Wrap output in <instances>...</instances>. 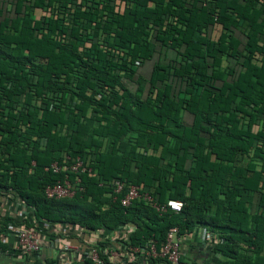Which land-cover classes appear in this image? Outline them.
I'll return each instance as SVG.
<instances>
[{"label":"trees","instance_id":"trees-1","mask_svg":"<svg viewBox=\"0 0 264 264\" xmlns=\"http://www.w3.org/2000/svg\"><path fill=\"white\" fill-rule=\"evenodd\" d=\"M259 55L264 0H0V197L82 236L136 225L141 247L205 226L209 264H264ZM64 153L92 172L82 191L49 199L63 173L44 167ZM115 178L183 208H103Z\"/></svg>","mask_w":264,"mask_h":264},{"label":"built area","instance_id":"built-area-1","mask_svg":"<svg viewBox=\"0 0 264 264\" xmlns=\"http://www.w3.org/2000/svg\"><path fill=\"white\" fill-rule=\"evenodd\" d=\"M262 59H264V55H259V60ZM51 100L54 103H59L57 98ZM72 102L75 104V101ZM32 164L35 165L36 162L33 160ZM44 169L58 174L63 173V178L45 186L44 193L49 199L71 197L77 191H82L80 174L92 172L90 160L86 161L80 155L72 156L68 153H64L60 160L52 161ZM71 173L74 176L71 177ZM110 186L112 191L106 193L108 200L104 202L103 208L110 206L116 200H119L123 206H129L135 199H143L150 203L160 214L169 210L180 212L183 208L182 200L169 198L160 202L142 186L127 182L126 179L115 178ZM9 196L12 197L11 194ZM16 200L18 209L26 212L27 221L20 225L10 223L9 227L16 232L14 248L24 258L34 254L40 260L42 259V249L53 250L58 248L62 250L65 259L73 258L74 254L78 261L83 263L87 259L92 264H199L194 260L184 258L183 233H180L176 225L169 227L161 245H158L156 241H152L147 247L133 245L128 234V231L134 227L133 224L125 225L105 234L87 232L82 236L79 234L81 232L79 229L77 233L82 237L81 242L73 245L67 239V228L70 226L61 221L37 220L28 205L20 198ZM203 233L204 238L209 243L215 244L217 242L214 234L207 228H204ZM65 264H69V262L66 261Z\"/></svg>","mask_w":264,"mask_h":264},{"label":"crops","instance_id":"crops-1","mask_svg":"<svg viewBox=\"0 0 264 264\" xmlns=\"http://www.w3.org/2000/svg\"><path fill=\"white\" fill-rule=\"evenodd\" d=\"M16 199H13L11 196L0 197V218L5 215L11 216L12 219L7 220V226L3 228L4 230L1 233L3 242L6 246L0 250V264H65L66 261L69 264H75L78 262V258L73 254V258L65 259L63 256L62 250L57 249H42V259L32 254L27 257H22L15 250V240L16 232L9 227L10 223L15 225H20L23 222L27 221V214L25 211L18 209L16 205ZM204 228L205 226H199L190 233H183L182 240V249L184 250V258L188 260H194L199 264H209L212 259H214L215 254L212 250V243H209L204 238ZM137 229V226L134 225L132 229L128 231V234L131 236ZM77 232L73 230L72 227L67 228L68 241L73 245L80 244L81 238L78 240ZM77 239H76V238ZM76 239V241L74 240ZM46 256V257H45ZM45 258V259H44ZM70 259V260H69Z\"/></svg>","mask_w":264,"mask_h":264}]
</instances>
